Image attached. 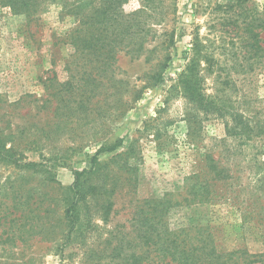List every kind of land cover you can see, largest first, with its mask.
Segmentation results:
<instances>
[{
  "label": "rangeland",
  "instance_id": "obj_1",
  "mask_svg": "<svg viewBox=\"0 0 264 264\" xmlns=\"http://www.w3.org/2000/svg\"><path fill=\"white\" fill-rule=\"evenodd\" d=\"M66 1L0 0V134L40 165L0 162V219L13 213L0 264H166L142 238L162 213L173 231L207 227L227 264H264V0H82L80 17ZM81 17L94 20L95 55L75 45L91 32ZM192 56L216 108L174 87ZM75 172L89 228L64 246Z\"/></svg>",
  "mask_w": 264,
  "mask_h": 264
},
{
  "label": "trees",
  "instance_id": "obj_2",
  "mask_svg": "<svg viewBox=\"0 0 264 264\" xmlns=\"http://www.w3.org/2000/svg\"><path fill=\"white\" fill-rule=\"evenodd\" d=\"M238 2L242 3L241 0H238ZM9 3L14 8H16V6L18 5V8L24 7L28 11L31 9V7L29 6V0H9ZM82 4V0H70V2H62V7L66 10L69 9V13H73L75 16L80 17V15H82L83 13V11L80 10ZM110 7L113 8V5H108L107 9ZM164 19L165 18L163 16L162 21H164ZM81 22H83L85 26H87L88 23L91 32H89V34L87 35V41L81 40V38L79 37V35L81 34L76 36L77 38L75 40V45H80L83 50L89 51L88 54L95 55V52H98L99 49H96V34L93 30L94 20L92 17H88L87 21H83V18L81 17ZM263 23L264 20H261V24ZM143 29L144 27L142 28V31ZM132 30H136L134 25L132 26ZM77 32L78 30H75V33ZM124 33L125 32H123V34ZM111 44L112 45L110 50H113L115 46L125 45L121 41H116ZM127 47H131L130 52L132 53L142 52V44L139 45V43H134L130 46L127 45ZM167 62L168 60L164 62L163 68L167 67ZM198 63L199 58H197V56H192L189 59L186 69L179 75L176 81L177 83L174 87L180 90V93L190 102L201 106L204 110L216 108V106L218 107L219 105L216 103V101L211 99V97L207 95L204 90L203 78L198 71ZM152 79L155 80L154 85H157L162 81L163 75L157 72L153 75ZM136 95L137 96L134 99L135 102H137L141 97L140 92ZM8 142L9 141L7 137L0 134V162L12 163L17 165L18 167L26 169L27 171L36 170V168L40 167L37 162H21L22 160H19L20 158H16L15 154L13 153L15 146L12 144V146L8 148ZM121 147L122 140H117V142H115L111 146H107V144L102 146L98 150L97 155L92 158V164L94 165L93 170L88 171L86 174H90L92 173V171L96 172L97 170L101 169L102 165H100L98 162V156L101 153H113L119 150ZM124 154H127V152L117 154L113 158L122 157ZM37 171H39V169H37ZM44 173L53 175L50 170L44 171ZM75 175V182L70 188V191L73 194V198L70 200V198L68 197L70 206L67 208L64 215V220L67 224V227H69V231L67 233L68 239L67 242L63 244L64 246L69 243H74L77 236L78 238L84 237L85 230L89 228V226H86L84 223L81 224V222H83L84 220V218H81V214L84 210V205L88 203L87 191L84 188L83 182L81 181V178L84 174L81 172H75ZM51 181H55L52 176ZM192 196L195 200L199 199V202L203 203L207 200L208 191L204 188L203 191L193 192ZM166 203L168 205H171L172 207V204H170L171 202L166 201ZM166 203H163L162 201L161 204H164L166 206ZM11 214L13 213L4 214V216L0 219V225H2L1 223L6 224L4 223L6 217ZM167 215V213H162L160 215H157V217H154V219L147 218L144 221L143 227H145V231L142 238L145 245L148 246L147 259L155 258L151 256L152 252H155L157 253V258H160V256H162L161 259L164 260L162 263H165L166 260H168L166 264H227L228 259H226V257L229 255V253L222 251V249L217 244L216 236L213 233L208 232L207 227H191L188 229L183 228L179 229L178 231H173L171 230L167 222ZM17 219L19 220L18 217ZM2 220H4V222ZM9 221L13 222L14 218ZM10 239L11 238H7L6 240ZM12 239H17L16 234Z\"/></svg>",
  "mask_w": 264,
  "mask_h": 264
}]
</instances>
